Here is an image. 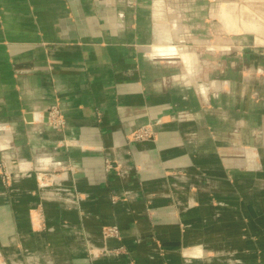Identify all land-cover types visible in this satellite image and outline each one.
I'll list each match as a JSON object with an SVG mask.
<instances>
[{
  "label": "crops",
  "instance_id": "0c3cea01",
  "mask_svg": "<svg viewBox=\"0 0 264 264\" xmlns=\"http://www.w3.org/2000/svg\"><path fill=\"white\" fill-rule=\"evenodd\" d=\"M181 2L0 0V264H264V56Z\"/></svg>",
  "mask_w": 264,
  "mask_h": 264
},
{
  "label": "rangeland",
  "instance_id": "374dc122",
  "mask_svg": "<svg viewBox=\"0 0 264 264\" xmlns=\"http://www.w3.org/2000/svg\"><path fill=\"white\" fill-rule=\"evenodd\" d=\"M179 8V15L180 13L190 15L189 18L183 17L180 23L183 26L189 25L190 29L195 28L190 33L187 32V28H183L180 45H186L188 41L192 42L195 39L194 44L199 48L205 44L204 42L207 45L210 41L212 46H219L217 41L224 38L228 42L226 46L229 47L226 55L228 60H237L242 55L245 57L244 53L248 50L255 51L254 56L258 61L264 56V0H190V2L183 0ZM240 38L243 40L240 41ZM59 120L62 121V125L52 123V121L51 125L57 129H64L65 119L61 111ZM145 131L148 134H145ZM153 137H155L154 126L147 125L131 133L130 140L145 141ZM0 171L4 175L5 185H9L11 183L10 174L4 164L0 165ZM62 172V167L37 169L36 176L39 186L53 184L55 178ZM102 234L105 239L120 238V229L117 226L105 227Z\"/></svg>",
  "mask_w": 264,
  "mask_h": 264
},
{
  "label": "built area",
  "instance_id": "2783aa9c",
  "mask_svg": "<svg viewBox=\"0 0 264 264\" xmlns=\"http://www.w3.org/2000/svg\"><path fill=\"white\" fill-rule=\"evenodd\" d=\"M59 115H60L59 109H57V108L51 109L50 117H49L50 123L52 121V123L62 125L63 123H62V121L59 120ZM144 133L148 134L147 131H145ZM139 137H141V135H139Z\"/></svg>",
  "mask_w": 264,
  "mask_h": 264
}]
</instances>
